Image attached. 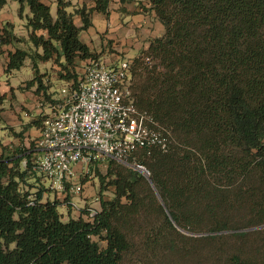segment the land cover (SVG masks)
<instances>
[{"label": "trees", "instance_id": "1", "mask_svg": "<svg viewBox=\"0 0 264 264\" xmlns=\"http://www.w3.org/2000/svg\"><path fill=\"white\" fill-rule=\"evenodd\" d=\"M8 1L0 0V9ZM11 1L19 3L21 18L29 9V35L16 36L9 22L0 26V55L3 47L14 48L5 74L30 60L34 78L25 88L36 86L45 103L49 98L39 63L51 62L61 68V80L78 89L77 66L98 60L80 34L92 26L93 11L107 14L110 0L74 12L68 11L70 2L58 0L55 18L45 0ZM149 3L165 32L132 60V94L140 110L171 131L175 143L168 153H135L150 171L149 179L113 160L106 175L95 170L101 209L93 219L87 211L86 218L67 221L57 198L44 201V188L34 194L23 188L37 174L31 168L36 151L23 144L2 147L0 264H121L135 242L128 228L145 215L163 217L164 227H158L150 246L162 244L168 232V251L176 255L193 253L179 242L200 240L210 244L207 263L264 264L250 256L246 240L247 229L264 225V0ZM6 98L0 93V113ZM29 126L40 128L42 121ZM13 133L22 139L25 132ZM107 179L115 188L110 201L103 198ZM237 210L252 212L256 222L239 225ZM178 228L204 236L188 238ZM168 264L176 263L168 259Z\"/></svg>", "mask_w": 264, "mask_h": 264}, {"label": "built area", "instance_id": "2", "mask_svg": "<svg viewBox=\"0 0 264 264\" xmlns=\"http://www.w3.org/2000/svg\"><path fill=\"white\" fill-rule=\"evenodd\" d=\"M84 66L78 89L67 84L61 90L62 104H45L48 112L35 142L32 170L48 181L50 189L63 192L69 185L74 194L83 191L76 167L85 169L100 155L129 165L149 179L150 171L135 160V153L142 149L168 153L175 142L167 127L136 106L132 61L121 59L104 66L90 59ZM87 211L92 219L98 212Z\"/></svg>", "mask_w": 264, "mask_h": 264}, {"label": "crops", "instance_id": "3", "mask_svg": "<svg viewBox=\"0 0 264 264\" xmlns=\"http://www.w3.org/2000/svg\"><path fill=\"white\" fill-rule=\"evenodd\" d=\"M64 1L71 3L68 11L74 12V10L83 7L89 10L94 8L97 0ZM44 2L50 7L51 14L55 18L58 0H45ZM19 9L20 5L18 2L8 1L0 9V26L3 23L9 22L13 24L14 34L16 36L27 38L29 29L26 27V18L30 14L29 9L26 8L23 18L19 15ZM74 21L78 27L82 25L81 17L78 14L74 15ZM91 22L92 26L87 31H82L80 38L88 45L92 52L99 55L98 61L104 66L115 64L121 59H130L132 61L148 49L153 39L162 37L165 32L164 25L151 9L149 0H110L107 14L93 11L91 14ZM2 50L3 53L0 55V93L6 94L7 98L1 106L2 112L0 113V155L2 153V147L11 149L13 146L23 144L28 149L27 141L33 139L29 135L36 137L34 139L36 142L40 137L41 127H30L29 131L23 134L22 139L15 137L13 132L19 133L22 131V126L31 123L30 119H32L33 114L27 115L26 109H36L39 113H43V110H45V108H42L45 104L43 101L44 98L36 94V86L25 88L27 82L34 78L31 61L27 60L20 70L5 74L9 60L8 52L13 51L14 48L12 46H6ZM49 63H39V70L45 69ZM42 80L45 83L44 78ZM13 96L15 97L14 99ZM3 115H6L4 119L1 118ZM35 155H37V151ZM80 169L81 166H77L76 172H80ZM82 185L84 189L86 186L85 183H82ZM83 192L84 200L81 203L79 202L80 204H77V200L73 199V195L77 194L70 192L72 195L71 203L74 204L71 210L80 213L77 218L73 217L71 213L70 217H67L68 219H78L79 217L86 216V213L81 210L84 205L91 203L86 201V199H91L94 193L92 188L86 189ZM54 196H59V193ZM95 202L92 201L94 203L93 207L96 205ZM98 210L99 208H97Z\"/></svg>", "mask_w": 264, "mask_h": 264}, {"label": "rangeland", "instance_id": "4", "mask_svg": "<svg viewBox=\"0 0 264 264\" xmlns=\"http://www.w3.org/2000/svg\"><path fill=\"white\" fill-rule=\"evenodd\" d=\"M54 13H55V8H54ZM20 47L25 49L28 48L26 44H20ZM85 69H86L85 66L82 64L77 66L76 72L80 78H83ZM39 72H40L39 77L44 78L45 83H43V87L44 90H46L47 92L46 96H48L49 98L46 100L45 103L48 102L50 104H56V105L62 104L64 101V97L61 93V90L63 88H67V84L61 80V73H62L61 68L58 65L50 62L49 64L46 65L45 69H40ZM134 79L136 80V78ZM14 98L15 97L13 96V99ZM42 108H45V110H43V113L37 112L36 109L34 110L26 109L27 115L33 114L32 119H30L31 121L33 119L36 121H43L48 111H46L45 104L43 105ZM4 117H6V115H3V117L1 118L4 119ZM21 128L22 130L24 129V132H27L29 131L30 126L25 125L22 126ZM29 137L33 139L27 141L28 147L35 150L34 139L36 137L30 135ZM36 157L37 155L33 156L32 160L35 159ZM110 161L111 159L100 155L97 161L91 163L88 167L86 166L87 168L85 169H83L82 166L80 172H78L80 174L79 181L81 183H85L86 185L83 191L92 188L94 193L91 199H86V201H89L91 203L84 205L83 209L81 210L84 213L87 212V209L89 208H92L94 210H97V208H99V210L101 209L100 208L101 183L99 181V178L96 177L95 170H99L101 174L106 175L108 172V168H110ZM121 165L131 168L129 165L126 164H121ZM174 165H171V167ZM22 167H26V161L22 163ZM109 180L110 179H107L105 183L107 189L103 193V198L106 201L112 200L114 198V192H115V188L113 186L107 185L109 183ZM28 184L29 185L26 184L23 185V188L26 192H31L34 194L37 192V189L40 187L46 190L44 193V201L52 200V199L55 200L58 197L57 199L60 201L61 204V206L59 207V211L62 214L64 221H67L68 219L67 217L68 216L70 217L71 213L72 216L75 218H77V216L79 215L80 212H74V210H71V207L73 206L71 205L72 195L70 194L71 191L69 186L67 187L66 185L65 191L63 192H56L48 187L49 186L48 181L47 182L44 181V179L38 176L37 174L34 176L33 179H30L28 181ZM83 191L82 193H84ZM58 193L59 196H54ZM82 193L73 195V199L78 201V202L76 201L77 204L79 202L81 203L84 200ZM67 196L69 199H66ZM156 196L158 198L159 204L162 205V202L157 194ZM92 201H96L95 207H93L94 203H92ZM164 212L167 214V211L165 209ZM234 217L235 220L239 222L238 223L239 225H250L256 222L255 215L252 212L247 213L246 211L237 210L234 213ZM162 223H163V217L161 215L160 216L145 215L144 217L138 218L135 222V226L128 228L129 230L132 229L131 231H129V235L135 241L133 250L123 258L121 264H168V259L169 261L174 262L176 264H210L205 261V257H204L205 249L208 248L210 244L209 245L204 244L203 241L200 240L198 241L184 240V242L186 243L184 246L182 244L183 242L178 243V245H181V248L183 247L185 248L188 245L187 247L188 249H190L189 251L193 252L190 253L188 256L180 255V254L176 255L168 251V247H169L168 232L165 235V240L162 241V244L156 246L155 244H153L152 246H150L149 244L151 242H154L155 240L154 234L156 233L158 227H164ZM177 231L188 238L201 239L204 236V234H194L180 228H178ZM246 231L251 233L246 239L247 248L250 252V256L254 257L255 259H259L261 262H264V225L261 227L249 228ZM94 240L98 242L100 247L104 248L106 246L105 241L101 240L100 238L95 237ZM231 243L233 244V242Z\"/></svg>", "mask_w": 264, "mask_h": 264}, {"label": "water", "instance_id": "5", "mask_svg": "<svg viewBox=\"0 0 264 264\" xmlns=\"http://www.w3.org/2000/svg\"><path fill=\"white\" fill-rule=\"evenodd\" d=\"M158 197L160 198V200H161V202H162V205H163V207L166 209V206L164 205V203H163V201H162V199H161L160 195H158Z\"/></svg>", "mask_w": 264, "mask_h": 264}]
</instances>
